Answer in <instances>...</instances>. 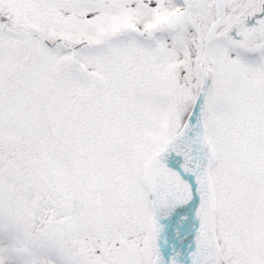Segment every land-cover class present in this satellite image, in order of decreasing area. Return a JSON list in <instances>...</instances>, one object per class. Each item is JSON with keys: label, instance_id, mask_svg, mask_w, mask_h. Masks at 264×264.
I'll use <instances>...</instances> for the list:
<instances>
[{"label": "snow or ice", "instance_id": "snow-or-ice-1", "mask_svg": "<svg viewBox=\"0 0 264 264\" xmlns=\"http://www.w3.org/2000/svg\"><path fill=\"white\" fill-rule=\"evenodd\" d=\"M0 264H264V0H0Z\"/></svg>", "mask_w": 264, "mask_h": 264}]
</instances>
